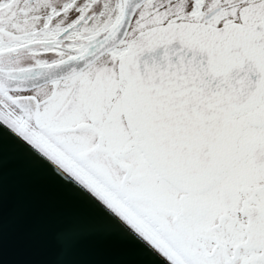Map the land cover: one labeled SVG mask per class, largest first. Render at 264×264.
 <instances>
[{"label":"snow or ice","instance_id":"6c2138e0","mask_svg":"<svg viewBox=\"0 0 264 264\" xmlns=\"http://www.w3.org/2000/svg\"><path fill=\"white\" fill-rule=\"evenodd\" d=\"M6 153L115 264H264V0H0Z\"/></svg>","mask_w":264,"mask_h":264},{"label":"water","instance_id":"95a60500","mask_svg":"<svg viewBox=\"0 0 264 264\" xmlns=\"http://www.w3.org/2000/svg\"><path fill=\"white\" fill-rule=\"evenodd\" d=\"M77 225L70 244L61 234ZM97 221L25 163L9 154L0 161V264H115L124 249L94 231Z\"/></svg>","mask_w":264,"mask_h":264}]
</instances>
